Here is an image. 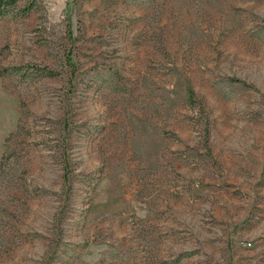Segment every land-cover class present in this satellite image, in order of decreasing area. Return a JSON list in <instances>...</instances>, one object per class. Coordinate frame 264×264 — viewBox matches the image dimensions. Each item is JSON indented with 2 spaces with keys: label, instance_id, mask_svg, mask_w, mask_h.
Wrapping results in <instances>:
<instances>
[{
  "label": "rangeland",
  "instance_id": "374dc122",
  "mask_svg": "<svg viewBox=\"0 0 264 264\" xmlns=\"http://www.w3.org/2000/svg\"><path fill=\"white\" fill-rule=\"evenodd\" d=\"M0 264H264V0L0 16Z\"/></svg>",
  "mask_w": 264,
  "mask_h": 264
},
{
  "label": "trees",
  "instance_id": "16d2710c",
  "mask_svg": "<svg viewBox=\"0 0 264 264\" xmlns=\"http://www.w3.org/2000/svg\"><path fill=\"white\" fill-rule=\"evenodd\" d=\"M19 0H0V16L5 15L10 8L18 3ZM31 6L26 7V11L31 9Z\"/></svg>",
  "mask_w": 264,
  "mask_h": 264
}]
</instances>
